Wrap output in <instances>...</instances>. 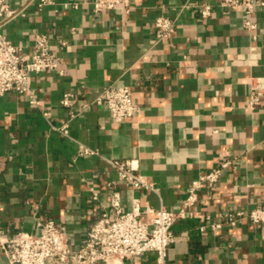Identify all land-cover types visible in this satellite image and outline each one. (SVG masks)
<instances>
[{
	"label": "crops",
	"instance_id": "crops-1",
	"mask_svg": "<svg viewBox=\"0 0 264 264\" xmlns=\"http://www.w3.org/2000/svg\"><path fill=\"white\" fill-rule=\"evenodd\" d=\"M184 2L189 7L178 11ZM203 2L216 0H131L127 11L97 12L85 2L52 0L40 9L26 6L2 26L25 52L35 34L46 33L59 58L56 69L31 80L39 106L15 91L0 95L4 233H35L37 220L46 218L79 244L100 213L110 211L108 184L118 188L124 210L133 198L141 209L177 210L192 180L230 160L212 189L198 190L191 214L174 222L162 264H264V225L243 219L199 229L205 214L220 221L226 208L264 204V100L247 107L251 77H264V7L251 16L252 39L241 9L214 4L203 19L195 7ZM161 14L176 17L175 27L154 44L152 21ZM109 83L131 87L138 108L132 117L115 122L95 101ZM66 92L75 96L74 116L60 103ZM62 124L66 134L56 129ZM80 145L94 153L80 155ZM107 159H137L155 189L119 181ZM0 264H7L1 253ZM124 264L159 263L147 251Z\"/></svg>",
	"mask_w": 264,
	"mask_h": 264
},
{
	"label": "built area",
	"instance_id": "built-area-1",
	"mask_svg": "<svg viewBox=\"0 0 264 264\" xmlns=\"http://www.w3.org/2000/svg\"><path fill=\"white\" fill-rule=\"evenodd\" d=\"M85 2L91 5L93 11L113 10L121 8L127 11L131 0H69V5L76 7ZM52 3V0H22L19 6L12 7L5 0H0V95L9 91L23 94L33 106H39L30 87L34 75L53 70L58 67L59 58L52 48L46 33H37L29 51H23L20 45L9 41L2 32V26L9 20L24 13L26 6L35 4L42 8ZM214 4L226 8H239L243 12V27L252 39L256 38V24L251 16L264 0H216L215 3L203 2L195 7L201 18L211 15ZM189 7L184 2L178 11ZM176 17L161 14L152 21L154 44L168 40L175 27ZM64 44V41L61 42ZM249 98L247 107L254 109L256 104L264 100V77H251L249 81ZM95 101L101 104L115 122L132 117L137 106L134 103L132 89L129 85L109 83L101 90ZM75 96L71 92L62 95L60 103L70 110L74 116L73 105ZM86 106V104H82ZM58 129L62 134L67 133V125L62 124ZM80 155L94 153L80 145ZM117 179L136 189L154 190L153 183L139 173L137 159H107ZM223 160L215 169L202 172L184 190L180 207L169 210L165 207L140 208L138 198H133L131 210H124L121 195L114 185H107V203L110 211H103L90 224L84 238L76 244L69 236L63 225L52 219H38L36 232H16L7 234L0 229V253L6 258L7 264H124L144 252L152 251L157 255V262L162 264L167 249L174 242L172 230L178 218L190 215L191 208L199 201L198 190L201 187L212 189L217 183L221 170L230 164ZM91 199H98L97 192L90 188ZM141 214L148 218L141 219ZM220 221H213L208 214L204 215L205 223L200 230L208 227L217 230L221 221L233 226L238 221L246 219L254 227L264 225V204H257L250 209L226 208L219 212Z\"/></svg>",
	"mask_w": 264,
	"mask_h": 264
}]
</instances>
